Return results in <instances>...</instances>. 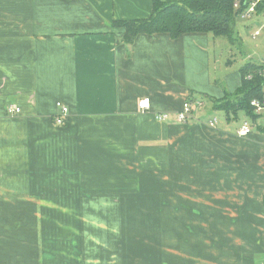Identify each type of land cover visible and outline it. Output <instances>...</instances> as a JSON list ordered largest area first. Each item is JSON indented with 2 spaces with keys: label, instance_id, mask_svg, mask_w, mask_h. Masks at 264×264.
I'll list each match as a JSON object with an SVG mask.
<instances>
[{
  "label": "crops",
  "instance_id": "1",
  "mask_svg": "<svg viewBox=\"0 0 264 264\" xmlns=\"http://www.w3.org/2000/svg\"><path fill=\"white\" fill-rule=\"evenodd\" d=\"M152 10L0 0V264H264V115L213 104L243 75L218 67L209 33L125 43L114 20ZM194 95L187 124L137 106Z\"/></svg>",
  "mask_w": 264,
  "mask_h": 264
},
{
  "label": "trees",
  "instance_id": "2",
  "mask_svg": "<svg viewBox=\"0 0 264 264\" xmlns=\"http://www.w3.org/2000/svg\"><path fill=\"white\" fill-rule=\"evenodd\" d=\"M251 1L241 0L240 7H235L234 0H152L153 10L148 17L114 20L113 26L123 29L127 44H132L141 33L154 35L161 32L169 33L174 39L184 33L207 32L213 38L224 36L233 43L236 19L243 15ZM257 13V17L264 15V0L258 4ZM241 74L242 84L234 93L226 92L220 100L211 101L217 108L233 114L244 110L256 121L262 114L255 111L250 101L264 97V61L246 63L241 67Z\"/></svg>",
  "mask_w": 264,
  "mask_h": 264
},
{
  "label": "rangeland",
  "instance_id": "3",
  "mask_svg": "<svg viewBox=\"0 0 264 264\" xmlns=\"http://www.w3.org/2000/svg\"><path fill=\"white\" fill-rule=\"evenodd\" d=\"M257 30H260V34L254 35ZM234 31L236 36L233 43L224 36L212 38L213 36L210 34L212 39L211 44L214 48L213 51L218 57V60H222V62L218 64V67H223L225 69L226 66H229L227 70L231 72L245 65L248 62H256L259 64L263 63L264 15H261V17L252 16L247 18L238 16L234 26ZM218 75L219 78H223L222 73ZM221 80L223 84V79ZM194 97L196 98V100L201 98L198 95H194ZM231 99L233 100L234 98ZM217 116L221 120H224L222 112H217ZM239 117H241L242 119L241 114ZM239 120L232 122L231 125L236 126Z\"/></svg>",
  "mask_w": 264,
  "mask_h": 264
},
{
  "label": "built area",
  "instance_id": "4",
  "mask_svg": "<svg viewBox=\"0 0 264 264\" xmlns=\"http://www.w3.org/2000/svg\"><path fill=\"white\" fill-rule=\"evenodd\" d=\"M261 0H253L250 2V4L246 7L245 11L243 12V17H252V16H258L257 13V6L260 3ZM235 7H240L242 4L241 0H234ZM260 30H257L254 35H259ZM252 106L254 107L255 111L258 114H263L264 115V97L263 98H253L251 101ZM205 104L196 99H186L182 103V107L176 111H153L152 106H151V99L150 97H142L138 100L137 106L139 107V110L142 112H148L150 113L151 111L153 112V115L156 120L160 122L164 121H169L172 120L171 116L174 115V119L176 120L177 123H189L193 121V118L195 116V112L198 110L199 107L204 106ZM62 114L55 116V123L59 125L64 124L65 116L68 113V109L63 105L61 107ZM7 111L9 115H17L21 113V109L16 106L15 104H10L7 107ZM218 122V118L213 117L209 121V124L214 126ZM252 127L253 124L252 122H249L245 120L240 128L238 129V133L240 136L247 137L251 134L252 132Z\"/></svg>",
  "mask_w": 264,
  "mask_h": 264
}]
</instances>
